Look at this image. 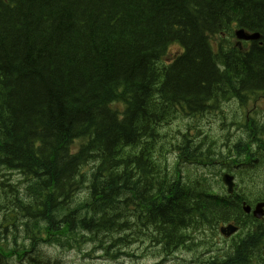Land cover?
Segmentation results:
<instances>
[{
	"label": "trees",
	"instance_id": "trees-1",
	"mask_svg": "<svg viewBox=\"0 0 264 264\" xmlns=\"http://www.w3.org/2000/svg\"><path fill=\"white\" fill-rule=\"evenodd\" d=\"M237 26L259 37L238 47ZM259 95L264 0H0V210L12 226L0 220V264L29 252L23 239L1 243L18 225L38 244L92 241L110 258L144 236L166 258L212 251L195 236L227 222L237 233L193 264H264V218L241 208L264 197V125L225 156L187 132L163 144L179 113ZM221 158L238 167L234 194L183 179L182 164Z\"/></svg>",
	"mask_w": 264,
	"mask_h": 264
},
{
	"label": "rangeland",
	"instance_id": "rangeland-1",
	"mask_svg": "<svg viewBox=\"0 0 264 264\" xmlns=\"http://www.w3.org/2000/svg\"><path fill=\"white\" fill-rule=\"evenodd\" d=\"M174 48H176V46ZM174 48L169 50L173 51ZM256 107L258 110L257 116L259 117V120L261 119V122L264 125V99L263 101L257 102ZM208 111L209 113L196 116L179 113L178 118L172 120L169 125L163 128L165 135L163 137V144L168 146L169 142H174L178 139L180 140L182 133L186 132L189 133V137L194 141H207L209 139H214L217 144H220L226 131L224 130V126L220 119L217 117L218 114L225 113V121L231 118L241 120L243 116L241 106H238L234 100L225 101L221 103L218 109ZM225 127H227V125ZM195 128H197V130H195ZM170 158L173 160V153L168 154V159L170 160ZM13 175H16V173H13ZM182 176L184 180L202 176L209 178L211 182L210 187L212 189H218L220 187L221 189L218 192H222L223 188L219 179L220 172L219 167L217 166L202 168L193 164L184 163L182 165ZM261 178V185H263L264 167L262 168ZM1 188L2 186H0V189ZM5 210L6 209L4 208L3 210H0V220H2L4 222L3 224L7 225L8 228H12L10 220H7V222L6 220H3ZM18 227L19 229L15 230V233L17 234L16 239H18V241L23 239L25 242H28L31 226L29 225L28 228L22 226L21 228V226L18 225ZM1 229L2 228H0V231ZM205 230V232L198 233V236H195V241L198 238H201L202 240L211 243L209 246L212 247L209 248H212V251L200 252L198 251L200 245H197L194 251L180 248L166 258L159 255L156 252V248L150 247L144 236L123 248L125 252L130 251L131 254H122L117 258L104 256L100 250L93 248L94 243L92 241L81 244L79 248L60 247L58 245L42 243V245L39 246V250H41L46 257L50 258L52 264H184L192 257H195V255L199 258L202 257L200 259H203V257L207 258L210 255H213V252H220L222 248L227 245V242L223 241L224 238L218 233H215L210 229ZM5 237L6 238H2V244L5 243L6 245H9L10 243H13L11 241V235L5 233ZM206 248H208V246H203L202 251ZM200 254H204V256H200Z\"/></svg>",
	"mask_w": 264,
	"mask_h": 264
},
{
	"label": "water",
	"instance_id": "water-1",
	"mask_svg": "<svg viewBox=\"0 0 264 264\" xmlns=\"http://www.w3.org/2000/svg\"><path fill=\"white\" fill-rule=\"evenodd\" d=\"M236 34L243 37L242 29L236 30ZM232 178H233L232 175L227 174V173H224L222 175V181L227 186L228 192H232V189H233L234 183L232 181ZM242 208L246 213L251 211L254 217L260 218L264 214V201L257 202L252 208V210L249 204L242 202ZM236 229L237 227L232 224H228L225 227H220V231L226 236L233 233Z\"/></svg>",
	"mask_w": 264,
	"mask_h": 264
},
{
	"label": "bare ground",
	"instance_id": "bare-ground-1",
	"mask_svg": "<svg viewBox=\"0 0 264 264\" xmlns=\"http://www.w3.org/2000/svg\"><path fill=\"white\" fill-rule=\"evenodd\" d=\"M243 31V37L240 36V35H237L236 34V31H234V38H235V42H236V45L238 47L241 46V43L242 42H246V41H251V40H254V39H257L259 37V34L258 33H250L249 31H246L244 29H242ZM206 113H209V111L207 110L205 113L203 114H206Z\"/></svg>",
	"mask_w": 264,
	"mask_h": 264
},
{
	"label": "flooded vegetation",
	"instance_id": "flooded-vegetation-1",
	"mask_svg": "<svg viewBox=\"0 0 264 264\" xmlns=\"http://www.w3.org/2000/svg\"><path fill=\"white\" fill-rule=\"evenodd\" d=\"M34 264H37L36 262H33ZM20 264H29V263H20Z\"/></svg>",
	"mask_w": 264,
	"mask_h": 264
}]
</instances>
